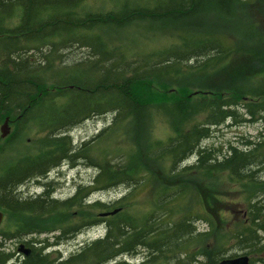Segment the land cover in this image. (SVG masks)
Wrapping results in <instances>:
<instances>
[{"label":"trees","instance_id":"obj_1","mask_svg":"<svg viewBox=\"0 0 264 264\" xmlns=\"http://www.w3.org/2000/svg\"><path fill=\"white\" fill-rule=\"evenodd\" d=\"M86 1L0 0V123L9 118L17 135L32 126L38 142L47 146L18 157L3 170L0 210L14 221V228H0V247L28 231L65 230L72 224L79 232L104 221L105 235L84 248L76 263L74 257L61 264H86L87 250L103 261L147 252L138 264H221L231 258L233 245L247 253H264L263 238L258 234L264 233V203L251 200L256 195L246 196L247 224H237L234 231L221 228L216 235L197 231V221L211 222L210 216H176L174 206L180 204H176L178 196H172L183 192L185 196L183 174L191 169L228 171L240 189L264 193L263 180L243 179L236 169L237 165L264 163V136L258 143L246 142V150H251L232 146L230 155L223 157L201 144L211 136L213 127L227 120L264 123V25L258 18L263 16L246 18L240 11L252 0H153L154 4L148 0L134 7L122 2L119 11L107 14L81 13L87 10L83 9ZM204 16L214 21L205 24L201 20L205 26L193 23ZM135 21L152 31L171 33L177 44L132 57L109 47L100 33H94L108 25L123 28ZM73 47H88L91 54L66 62ZM194 70L204 79L211 74L223 79L214 86L203 85L200 78L197 84L204 90L190 96L185 81ZM144 87L151 92L145 97L140 93ZM171 87L176 91L169 93ZM240 108L249 118L243 117ZM152 111L168 118L173 130L168 139H153L149 125ZM108 112L116 114V121L129 122L135 142L144 137L140 149L133 147L121 154V163L95 165L98 173L92 184L79 186L66 200L51 199L48 194L34 199L22 195L19 189L25 183L46 177L62 162L87 157L84 149H74L69 131L85 118ZM15 139V135L8 136L6 141ZM193 154H197L194 164L174 172ZM157 164L165 168L168 164L162 177ZM155 180L159 184L155 185ZM210 184L208 188L213 189ZM119 185L131 193L139 189L157 193L152 209L138 218L118 207L114 216L100 218L114 205L98 200L87 203L86 197ZM73 207H77V216H68ZM216 220L212 230L227 223L222 218ZM5 260L6 254L0 250V264ZM39 260L31 264H41ZM118 264L132 263L121 260Z\"/></svg>","mask_w":264,"mask_h":264},{"label":"rangeland","instance_id":"obj_2","mask_svg":"<svg viewBox=\"0 0 264 264\" xmlns=\"http://www.w3.org/2000/svg\"><path fill=\"white\" fill-rule=\"evenodd\" d=\"M147 1L148 0H87L83 8L87 10L81 11V13L94 12L107 14L110 11H119L122 2H125L126 6L134 7L137 6V4ZM150 3L154 4V1L151 0ZM240 11L246 18H251L252 15L255 16L257 14L262 15L263 17L259 16L258 18L262 26L264 25V0L247 1ZM210 17L211 16H204V18L195 19L193 23L197 26H205L208 22L212 23L214 21V19L209 20ZM214 24L215 23H213V25ZM229 28H231V26ZM94 33H100L102 39L109 47L119 48L122 52L124 51L132 57H136V55L139 56L141 53L149 54L162 51L177 44L176 36H173L171 33L165 34L152 31L146 27L145 23L138 21L132 22L130 25L123 28L108 25V27H103L102 29H95ZM72 50L70 54L67 52L66 62L82 60L87 56L89 57L91 54V49L88 47H73ZM259 55L262 56L261 53H259ZM186 78L185 86L191 93L190 96H196L200 90H204L202 85L197 84L200 78L204 80L203 85L214 86H218L223 79L220 74H211L204 79V77L200 76L199 70H194L190 74H187ZM144 88V91L140 93L145 97L150 91L148 88ZM168 90L169 93L176 91L173 87ZM239 112L245 114V110L242 108H240ZM150 114L149 125L152 129L150 131L153 139L162 141L171 137L173 135V130L168 118L157 111H152ZM243 117L249 118L246 114ZM240 118L241 117H239V119ZM4 122L5 121L0 123V137L1 127ZM129 125L128 121H121V119L116 121L114 114L107 113L95 118H90L81 125L71 128L69 134L72 139V146L77 151L84 149L83 151L88 153L87 157H82L81 159L79 156L77 157L78 159L73 162L65 161V167H63L65 169L64 172H61V168H53L49 176L33 179L22 185L19 189L20 192L24 197L31 199L44 194H48L51 199L59 201L71 198V196L77 193L79 186H90L91 181L93 182L98 173L95 165L103 164L104 161H110L114 164L121 163V154L131 151L133 147H138V149H140V144L144 143L145 139L143 137L135 142L136 139L133 138L134 135H132L133 133H131V127ZM9 126L10 134L8 136L13 137L15 135L16 139L12 142H7L6 139L8 136L5 138L1 137L0 177L7 164L14 163V160L18 159L20 156L33 155L39 152V150L47 147H45V142H38V135L35 132V128H32V126L28 127L29 129H26L19 135L15 132L16 129L13 124L9 122ZM263 131L264 123L262 122L245 121L237 123L234 120H227L224 124L213 127L211 136L204 139L201 144L204 147L214 150V154L223 157L225 155H230L232 146L237 147L238 150H249H246V142H260L259 139L264 136ZM196 159L197 154L191 155L189 161L180 165L181 167L175 169L174 172L178 173L177 170L182 169L184 166L194 164ZM167 166L165 168L157 164L156 169L158 171V176L162 177L167 173ZM59 177L62 178L60 179ZM183 178L186 180L184 183V187H186L185 196H183L185 192L181 193V195H179V193L172 195L178 196L176 204L177 202L180 204L174 206L176 216H180L182 213L186 216H202L201 218L210 216V219L212 218L211 222L207 219V221L198 220L196 223L197 231L202 233L211 232L213 235H216V233L220 232L221 228H231L234 231L237 224H247V218L249 216V214H245L248 209L246 204L247 194L256 195L255 197H251V200H258L257 196H263L262 192H257L255 194L249 192V187L240 189V187L235 184L236 182L231 179V174L228 171L224 173L217 171L206 173L204 169H191L183 174ZM211 182L214 185L213 189H209L207 186H211ZM153 183L155 185L159 184L156 180ZM200 185H203V187H200ZM197 190H199V196L197 195ZM131 192L132 190L128 189L126 186L119 185L109 190L101 189L94 191L86 197V202L91 203L98 200L106 204L114 205L110 207L111 209L122 207L128 214H133L138 218H142L152 209L157 193H150L145 189L136 190L134 193ZM210 194H212V197L208 199L209 205L207 206L205 202H207V196H211ZM7 216L9 215L6 213L1 229L10 228L12 231L14 228V221L9 220V218L7 219ZM68 216H77V207H73ZM100 218L105 217L100 215ZM218 218H222L224 221H227V223L224 225L217 224L218 227L212 230L211 225L214 219L217 221L216 219ZM105 233L106 228L104 226V221L95 226H91L89 229L83 228L75 238L73 237L76 242L75 247L70 244L62 246L64 254L69 256L74 248L77 247L80 250V247H84L85 244L96 240L100 236L103 237ZM258 234L263 238L262 243H264V233L260 232ZM9 243L11 242L8 241V244ZM246 254L250 256L251 264H264V253H247L245 248L239 246L233 245L229 257L235 258ZM146 255L147 252H141L134 257L125 255L120 258L127 263H139Z\"/></svg>","mask_w":264,"mask_h":264},{"label":"flooded vegetation","instance_id":"obj_3","mask_svg":"<svg viewBox=\"0 0 264 264\" xmlns=\"http://www.w3.org/2000/svg\"><path fill=\"white\" fill-rule=\"evenodd\" d=\"M252 175V171H249L242 178L250 179ZM260 180L264 181V179ZM259 200L264 203V193ZM245 214L248 215V211ZM75 236L76 228L72 224L65 230L28 231L21 238L13 237L9 240L11 243L0 247V250L6 254V260L1 264H31V262L37 261L38 257H40L38 262L41 264H61L68 261L72 253L79 251L76 247L69 256H66L62 249L63 245L68 244L75 247L76 242L73 239ZM80 250L82 249L80 248Z\"/></svg>","mask_w":264,"mask_h":264},{"label":"bare ground","instance_id":"obj_4","mask_svg":"<svg viewBox=\"0 0 264 264\" xmlns=\"http://www.w3.org/2000/svg\"><path fill=\"white\" fill-rule=\"evenodd\" d=\"M89 64H88V67L89 68H92L93 67V64L91 63V62H88ZM108 113H110V112H108ZM112 114H114L115 115V117H116V114L115 113H112ZM101 115H104V114H99V116H101ZM89 118H85V119H83L80 123H78V124H75V125H73L72 126V128H75V127H77V126H79V125H81L84 121H86V120H88ZM70 135V134H69ZM256 143V142H255ZM251 147H249V150H251L250 149ZM82 157H85V156H83V155H81ZM82 157H80L81 159H82ZM187 161H189V158L187 157V158H185L179 165H178V167H181L180 165H183L185 162H187ZM65 163L66 162H62V163H60V165H59V167H61V168H63V167H65ZM236 169H238L241 173H239L237 176H239V177H243V175H245L247 172H249V171H251V170H255V173L252 175V177H255V179H258V180H260V179H264V163H261L260 165H258V166H256V165H237L236 166ZM244 170V171H243ZM44 177V176H43ZM251 177V178H252ZM250 178V179H251ZM92 184V181H91V183H90V185ZM82 186H85V185H82ZM71 197H73V196H71ZM261 197L260 196H257V199L259 200ZM86 229H89V228H86ZM80 232V231H79ZM79 232H76V235L79 233ZM101 238V236L99 237V238H97V239H100ZM96 239V240H97ZM95 241V240H94ZM93 242V241H92ZM92 242H89V243H87V244H85V246H84V248H87V247H90L89 245L92 243ZM81 248V247H80ZM84 248H81L82 250H79V251H75L74 253H72L71 254V256H70V258L68 259V261H71L74 257H75V259H74V263H76L77 262V260H76V258H77V256L78 255H80L81 253H83V249ZM85 253H86V258H84V259H86V264H118V263H120L121 262V258L120 257H122L121 256V254L120 255H117L114 259H111V260H108V261H103L102 259H100V257L99 258H97V257H95L94 256V254L92 253V251L91 250H87V251H85ZM246 256H248L249 257V264H251V258H250V256L249 255H247L246 254ZM179 258L180 259H183V256H179ZM228 259H230V258H228ZM144 260V259H143ZM142 260V261H143ZM178 260V259H177ZM184 260V259H183ZM93 261H98V262H93ZM141 261V262H142ZM185 261H186V259H185ZM131 263V262H130ZM140 263V262H139ZM73 264V263H72ZM133 264V263H132ZM136 264H138V263H136ZM222 264V263H221Z\"/></svg>","mask_w":264,"mask_h":264},{"label":"water","instance_id":"obj_5","mask_svg":"<svg viewBox=\"0 0 264 264\" xmlns=\"http://www.w3.org/2000/svg\"><path fill=\"white\" fill-rule=\"evenodd\" d=\"M9 121H10L9 118H6L4 124L1 127V137L2 138H5L10 134ZM119 211H120V208L114 209L111 211L102 212L100 215L103 217L113 216L117 214ZM4 219H5V214L3 211L0 210V227ZM222 264H249V257L244 255V256L226 259L222 262Z\"/></svg>","mask_w":264,"mask_h":264}]
</instances>
